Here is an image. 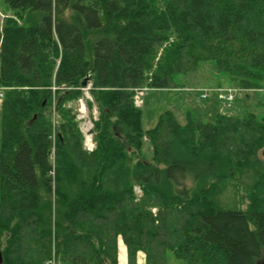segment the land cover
Masks as SVG:
<instances>
[{
    "label": "trees",
    "instance_id": "obj_1",
    "mask_svg": "<svg viewBox=\"0 0 264 264\" xmlns=\"http://www.w3.org/2000/svg\"><path fill=\"white\" fill-rule=\"evenodd\" d=\"M4 1L1 264H118L119 240L127 264L264 260V114L165 110L145 129L133 103L207 60L264 90V0ZM87 76L91 151L68 106Z\"/></svg>",
    "mask_w": 264,
    "mask_h": 264
},
{
    "label": "rangeland",
    "instance_id": "obj_2",
    "mask_svg": "<svg viewBox=\"0 0 264 264\" xmlns=\"http://www.w3.org/2000/svg\"><path fill=\"white\" fill-rule=\"evenodd\" d=\"M10 12L11 9L8 7L6 2L4 0H0V22H2L3 17L9 15ZM174 81L177 85L175 88L145 87L143 95L141 96L142 102L139 105L143 128H152L156 123L158 115L165 110L172 111L180 122L184 121L187 113L197 120H201L203 122H214V110L220 108L224 103L214 99L213 105L210 106V100L216 98V94L213 93L212 90H215L216 88L234 87V84L229 80L228 75L225 72L217 70L214 62L211 60L200 62L195 70L187 72L186 74H177ZM84 87L86 90L81 87L83 96L76 102L69 103L68 106H71L72 111L75 113V119L77 120V124L80 128L79 130L86 128L93 130L92 120L96 118L97 111L95 107L92 110H89L87 105V101L91 100L90 94L88 93V90L91 87L90 82L88 81L87 85ZM1 90L2 89L0 88V96L2 94ZM204 90L209 91L208 99L200 100V91ZM84 91L87 92V95ZM255 92L256 93H253L255 94L254 97H259L264 100V90ZM250 95L247 96V98L244 93H240L235 96L234 100L229 104V106L231 105L229 110L232 108L236 111V115L242 116L247 115L248 112H255L258 116L263 115L264 110L255 106L254 97ZM222 107L224 111H226L224 108L225 106L223 105ZM53 108L54 107L52 106L51 113H53ZM201 114H204L205 116L202 117L200 116ZM82 130L80 132H82ZM81 134L83 136L84 149L88 151L93 150L95 147L93 135L90 137V141L93 142V147L89 150L84 145L83 132ZM147 149L148 144L145 143V153L146 151L148 153ZM137 190L139 189L137 188ZM135 192L138 195L140 193V191ZM152 211L154 212V209H152ZM166 258L167 264H184L182 260L175 258L169 251L166 254Z\"/></svg>",
    "mask_w": 264,
    "mask_h": 264
},
{
    "label": "built area",
    "instance_id": "obj_3",
    "mask_svg": "<svg viewBox=\"0 0 264 264\" xmlns=\"http://www.w3.org/2000/svg\"><path fill=\"white\" fill-rule=\"evenodd\" d=\"M83 89L86 90V88H83ZM143 91H144L143 89H136L135 90L133 101H134V104L136 106H139L141 104V96L143 94ZM212 92L216 94V96L219 100L228 104L234 99L237 90L234 88L228 87V88H216L215 90H212ZM84 93L87 95V92L84 91ZM208 96H209V91L204 90V91L200 92L201 98L204 99ZM82 132L84 135V145L87 149L91 150L93 147V145H92L93 142L90 141V137L92 135L90 132V128L83 129ZM55 137H56V134H53L52 138H55ZM50 158L52 160L54 158V147L52 148ZM51 173H53V172H51ZM136 191H139V190H137V188H136ZM47 264H57L56 258L54 256H52Z\"/></svg>",
    "mask_w": 264,
    "mask_h": 264
},
{
    "label": "crops",
    "instance_id": "obj_4",
    "mask_svg": "<svg viewBox=\"0 0 264 264\" xmlns=\"http://www.w3.org/2000/svg\"><path fill=\"white\" fill-rule=\"evenodd\" d=\"M186 98H188L187 96H185ZM246 98H247V96H246ZM189 99V98H188ZM199 99L200 100H206V99H208V98H206V99H202L201 97H200V95H199ZM214 99H217L218 100V98L216 97V98H213L212 100H210V106H212L213 105V103H214ZM186 100V99H185ZM189 101V100H188ZM220 101V100H219ZM223 105H221V107L220 108H218L217 110H214V114H215V116L220 112V113H227V114H235L236 113V111H234V109H230L229 110V108H230V106L228 107V106H225L224 108L226 109V111H224V109H223V107H222ZM228 107V108H227ZM187 115H189V113H187ZM191 116V115H190ZM200 116H205L204 114H201ZM118 258H117V262H118V264H127V252H126V247H125V245L123 244V242L121 241V240H119L118 241V256H117ZM135 264H145V254L143 253V252H138L137 254H136V258H135Z\"/></svg>",
    "mask_w": 264,
    "mask_h": 264
},
{
    "label": "water",
    "instance_id": "obj_5",
    "mask_svg": "<svg viewBox=\"0 0 264 264\" xmlns=\"http://www.w3.org/2000/svg\"><path fill=\"white\" fill-rule=\"evenodd\" d=\"M88 80H89V77H88V76L85 77V78L81 81V86H82V87L86 86ZM261 155H262V157L264 158V149L262 150ZM1 262H2V258H1V253H0V264H1ZM257 264H264V260L259 261Z\"/></svg>",
    "mask_w": 264,
    "mask_h": 264
},
{
    "label": "bare ground",
    "instance_id": "obj_6",
    "mask_svg": "<svg viewBox=\"0 0 264 264\" xmlns=\"http://www.w3.org/2000/svg\"><path fill=\"white\" fill-rule=\"evenodd\" d=\"M52 90H54V88L52 87ZM54 160V159H53ZM135 189H136V187H135Z\"/></svg>",
    "mask_w": 264,
    "mask_h": 264
}]
</instances>
